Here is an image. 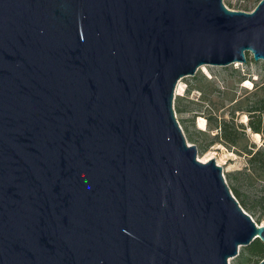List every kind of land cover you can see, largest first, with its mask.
Segmentation results:
<instances>
[{
  "label": "water",
  "instance_id": "1",
  "mask_svg": "<svg viewBox=\"0 0 264 264\" xmlns=\"http://www.w3.org/2000/svg\"><path fill=\"white\" fill-rule=\"evenodd\" d=\"M248 52L264 0H0V264H230L264 243L174 105Z\"/></svg>",
  "mask_w": 264,
  "mask_h": 264
},
{
  "label": "rangeland",
  "instance_id": "2",
  "mask_svg": "<svg viewBox=\"0 0 264 264\" xmlns=\"http://www.w3.org/2000/svg\"><path fill=\"white\" fill-rule=\"evenodd\" d=\"M224 3L230 9L248 12L258 5L254 0H224ZM199 87L207 89L208 96L214 102L213 109L209 111L214 115H223L227 120H232L234 115L237 132L241 138L239 144L231 145L219 138L206 151L201 148V144L213 139L221 130L211 129L206 118L209 111L201 100L202 90ZM261 98H264V60L256 61L253 54L248 52L246 62L225 66L204 64L194 75L181 78L174 104L177 102L181 108H188V111H176L183 130L191 124L190 118L193 114L198 113L195 126L190 129L206 131L207 135L198 134L195 142H191L186 136L190 144L197 146L198 159L208 161L214 158L222 166L228 184H234L240 190L241 198L251 207L250 211L245 210L256 222L264 224V180L254 171L250 162V151L254 153L264 150V124L261 132H255L249 124L253 115L246 111L247 107L259 103ZM240 104L244 105L243 110L237 107ZM184 133L186 135L185 130ZM229 174H233L231 180ZM243 247L245 246L240 247V253ZM239 255L231 259L230 264H237Z\"/></svg>",
  "mask_w": 264,
  "mask_h": 264
},
{
  "label": "trees",
  "instance_id": "3",
  "mask_svg": "<svg viewBox=\"0 0 264 264\" xmlns=\"http://www.w3.org/2000/svg\"><path fill=\"white\" fill-rule=\"evenodd\" d=\"M257 1V4L260 0ZM202 90V98L201 100L206 104L207 110H212L214 106L213 100L208 96L209 92L207 89L199 87ZM191 89L189 90V93ZM189 102H192L189 100ZM175 110L177 112H184L188 111L187 106L180 107L179 104L176 102ZM237 107L243 110L244 105L240 104ZM236 108V107H235ZM252 116L250 120V127L255 132H261L263 129L264 124V98L259 100V103L251 105L250 107L246 108ZM198 116V113H194L193 117L190 118L191 124L184 128L186 132V136L191 142H195L196 136L198 134L207 135L206 131L195 129L191 130V126H195V117ZM211 125V129L220 128L221 132L214 135L213 139L209 140L205 144H201V148L203 150H207L211 145H213L216 140L219 138L222 139L225 143H229L231 145H237L240 143L241 138L238 135L237 128L234 122V115H232V120H227L223 115L213 114L212 111H209V114L206 117ZM244 130V128H243ZM251 157L250 162L252 164V168L258 175L262 176L264 180V150H258L256 152L250 151ZM233 174H229V179H232ZM230 188L232 189L233 193L235 194L236 198L239 200L240 204L248 211L251 210V207L247 204V202L241 198L240 190L232 183H229ZM239 257H237V264H260L261 261L264 259V243L260 239L254 240L250 245L243 247L241 253H239Z\"/></svg>",
  "mask_w": 264,
  "mask_h": 264
}]
</instances>
